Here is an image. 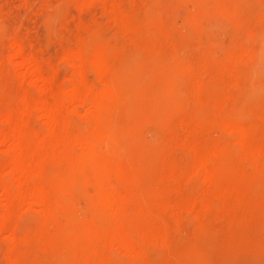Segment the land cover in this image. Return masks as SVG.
Returning <instances> with one entry per match:
<instances>
[{"label": "rangeland", "instance_id": "obj_1", "mask_svg": "<svg viewBox=\"0 0 264 264\" xmlns=\"http://www.w3.org/2000/svg\"><path fill=\"white\" fill-rule=\"evenodd\" d=\"M262 164L264 0H0V264H264Z\"/></svg>", "mask_w": 264, "mask_h": 264}, {"label": "bare ground", "instance_id": "obj_2", "mask_svg": "<svg viewBox=\"0 0 264 264\" xmlns=\"http://www.w3.org/2000/svg\"><path fill=\"white\" fill-rule=\"evenodd\" d=\"M34 73V72H33ZM32 73V74H33ZM29 75V74H28ZM27 75V76H28ZM103 95V94H102ZM104 96V95H103ZM103 98H105V97H103ZM108 99H110V98H108ZM97 99H93V100H91V106L92 107H94V110L95 109H97L98 108V105L99 104H97V102L98 101H96ZM80 104H83V103H80ZM84 105V104H83ZM81 107V106H80ZM83 107V106H82ZM99 107H100V105H99ZM91 109V108H90ZM93 111V110H92ZM36 112V111H35ZM37 113H39V112H37ZM41 113H45V112H41ZM31 114V113H30ZM50 114V113H49ZM48 114V115H49ZM33 115V114H32ZM48 115H46L45 114V116H43L44 118H46V119H51V117L50 116H48ZM59 139V138H58ZM11 142V152L12 153H14L13 154V156H14V164H13V166H12V173H14V174H17L19 177H22V178H20L21 180L22 179H24V178H27V172H26V169H25V167L23 166V159H21L20 158V156L18 155V147H19V144H18V141H17V139L15 138V136L14 135H12V136H10V139H9ZM9 143V142H8ZM64 143V142H63ZM46 149H47V147H46ZM91 149V148H90ZM72 150V148H70L69 147V145L67 144V145H63V147H61V148H59V147H48V149L46 150V153L48 154V156H52V155H54V154H56V153H58V152H70ZM72 153L73 152H76L79 156H80V158L82 157L83 159H88L89 158V154H88V151H87V149H86V147L84 148V147H79V148H74L73 149V151H71ZM70 152V153H71ZM20 154V153H19ZM46 154V155H47ZM66 154V153H65ZM92 154V153H91ZM77 155V156H78ZM92 157V156H91ZM261 158V157H260ZM253 160H257V158L256 157H254V159ZM83 161V160H82ZM90 161H92V160H90ZM93 162V161H92ZM90 163V162H89ZM262 165H264V164H262ZM77 168V167H76ZM32 172V171H31ZM36 172V171H35ZM75 173V172H74ZM28 175H30V174H28ZM33 175H35V174H33ZM32 175V177H34ZM78 175V174H77ZM31 176V175H30ZM18 177V178H19ZM79 177L82 179L83 178V174H82V172L80 171V174H79ZM35 178V177H34ZM23 183V182H22ZM81 183V182H80ZM99 183V182H98ZM97 183V184H98ZM83 184V183H82ZM17 185V184H16ZM15 185V186H16ZM22 185V184H21ZM99 189H100V187H99ZM16 191V190H15ZM14 191V192H15ZM11 193H12V191H11ZM14 194V193H13ZM4 195L6 196V197H10L11 195H10V193L9 192H7V191H4ZM17 196V195H16ZM19 197V196H18ZM26 202L29 204V205H39V204H41V199H40V197L39 196H34V197H30V198H28V199H26ZM106 204L108 203V202H105ZM110 204H112V203H110ZM105 205V204H104ZM103 205V206H104ZM109 204H107V205H105V206H108ZM115 205V204H114ZM190 206H191V204H190ZM34 207V206H33ZM170 207V206H169ZM107 209H110L109 207H106V209L105 210H107ZM114 209V208H113ZM119 209V208H118ZM187 209V208H186ZM115 210V209H114ZM114 210H112L113 212H115ZM185 210V209H184ZM199 210V209H198ZM202 210V209H201ZM200 210V211H201ZM108 211V210H107ZM111 211V212H112ZM197 211V210H196ZM109 212V211H108ZM111 212H109V213H111ZM118 212V211H117ZM116 212V213H117ZM189 213H190V210H189ZM112 214V213H111ZM108 215V214H107ZM185 215V214H184ZM196 215V214H195ZM170 216V215H169ZM109 217H110V215H109ZM111 217H112V215H111ZM196 217V216H195ZM114 218V217H113ZM173 218V217H172ZM182 218V217H181ZM180 218V219H181ZM192 219V218H191ZM112 220V219H111ZM172 220V219H171ZM183 220V219H182ZM173 221V220H172ZM171 221V222H172ZM175 225V224H174ZM142 242V241H141ZM110 243V242H109ZM148 243H150V242H148ZM155 243V242H154ZM150 245V244H149ZM152 246V245H151ZM150 246V247H151ZM155 246V245H154ZM142 247H143V245H142ZM149 247V246H148ZM110 248H111V251H114V248H116V249H118L119 251H122V252H124L125 253V256H128V257H130L131 258V260L132 259H138V257H140V253H137V251H136V249H135V251L134 250H132L131 248H129V246H127V245H124V244H121V243H114V242H112L111 244H110ZM112 248H113V250H112ZM137 250H139V249H137ZM139 252H142V251H139ZM111 253H113V252H111ZM122 254V253H121ZM118 257V256H117ZM128 260V259H127Z\"/></svg>", "mask_w": 264, "mask_h": 264}]
</instances>
